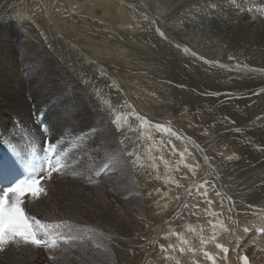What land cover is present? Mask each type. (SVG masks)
Listing matches in <instances>:
<instances>
[{"label":"bare ground","instance_id":"1","mask_svg":"<svg viewBox=\"0 0 264 264\" xmlns=\"http://www.w3.org/2000/svg\"><path fill=\"white\" fill-rule=\"evenodd\" d=\"M0 86L5 140H43L34 109L64 141L66 176L29 213L53 215L72 173L88 210L108 199L106 244H145L139 264H240L249 244L264 264V0H0ZM38 252L53 261L0 264Z\"/></svg>","mask_w":264,"mask_h":264},{"label":"snow or ice","instance_id":"2","mask_svg":"<svg viewBox=\"0 0 264 264\" xmlns=\"http://www.w3.org/2000/svg\"><path fill=\"white\" fill-rule=\"evenodd\" d=\"M113 111L115 110L113 109ZM120 118L117 115L116 119ZM4 142L5 138L0 137V143ZM63 142V138L57 139L55 142H47V155L39 162V166L28 165L25 168V177L18 179L16 173L20 164V152L11 144L10 139L7 141L10 155L0 156V184L6 185L0 187V252L10 246L19 247L21 244L37 248L43 247L52 252L60 249L62 244L82 242L86 238L91 239L92 235L99 231L90 225L81 226L67 220L49 222L37 219L36 216L29 214L30 210H26V200L29 198L39 199L41 196L47 195L42 181L50 179L53 173L61 172L66 167L60 158L65 154L58 151ZM231 158L229 157V159ZM244 231H248V229L245 228ZM99 235L103 236L104 233L99 232ZM212 239H215V236ZM202 243H207V241L202 240ZM216 246L224 252L228 251L223 245L217 244ZM180 250L184 251L183 248ZM204 255L209 260H213V264H215L211 254L204 252ZM49 258L53 261L56 260L55 256L50 255ZM240 259L243 264H249L246 255L241 256Z\"/></svg>","mask_w":264,"mask_h":264},{"label":"rangeland","instance_id":"3","mask_svg":"<svg viewBox=\"0 0 264 264\" xmlns=\"http://www.w3.org/2000/svg\"><path fill=\"white\" fill-rule=\"evenodd\" d=\"M155 66L159 69H163L162 60L157 61L155 63ZM192 79L200 80V81L204 82V84L202 85L203 87L197 88V87H194L193 85H191L190 81ZM185 83H188L189 85H191L192 89H194L197 93L203 95L205 98L216 97L220 94V87H221L220 79H217L214 81H207L201 75L196 74L191 79L185 80ZM208 84H211V85H208ZM0 88H1V86H0ZM38 97H39V95L33 96L35 101L38 99ZM31 111L32 110L30 109L29 110L30 118H31V114H30ZM33 111L37 112V110H34V109H33ZM24 112H25V114H28L27 111H24ZM14 121H16L14 123L18 124L17 119ZM47 130L49 133L48 128H47ZM50 132H52V131L50 130ZM17 143L19 144V141ZM17 143H16V145H18ZM230 148L232 149V153H233L234 148L232 146H230ZM69 177L72 178L71 179L72 181H70L71 183H76L75 182L76 178L73 177L72 173H70V176L64 178L63 191L58 194V198L56 200L57 201L56 205L53 208V210H54L53 215H49L46 213H40V212L39 213L38 212L37 213H30V214L36 216L37 219H41L40 216L43 218H45V216H46L47 217L46 221H49V222L60 221V220L64 219V220L70 221L73 224L79 223V225H81V226L90 225L99 231L96 234L92 235L91 239L86 238L82 242L78 241L75 243H70L69 245L67 244V246H64V248H63V254L62 255H58L57 254L58 251L55 253L56 250H53L52 252L54 253V256L56 257V260L51 262L49 259H47L48 262H45V264L46 263H48V264L49 263H52V264H114V263L115 264H124L125 262H126L125 264H129V263L132 264L131 262H133V264H139L140 258L142 257V255L144 254V252L146 250L145 244L137 245L136 247H131L128 250L124 249V248H119V247H117L111 243L106 244L104 242V240H106L105 238L109 239L110 227L106 221L107 216H105L108 214V212L104 213L102 210V207H104V204L107 203L108 199L105 197V195L103 196V193L101 191H97V198L96 199L99 200V201H97V206H95L92 209L93 211L88 210V207H86V201H85L84 197L82 198L81 195L76 194V191H78L77 185L76 186L66 185L69 182ZM54 183H56V182H54ZM213 188L217 191V193L221 192V191H218L215 179H214ZM81 192H82V190H81ZM83 192L86 193L85 190H83ZM98 192H99V194H98ZM100 193H102V194H100ZM104 200H107V201L105 202ZM32 202H34V201H32ZM246 205L253 207V205H251L250 203L249 204L247 203ZM106 209H104V210H106ZM179 213H180V211H179ZM117 214L119 217H121V218L123 217V215L120 212H115V215H117ZM48 218H49V220H47ZM70 218H72V220ZM99 232H103L104 235L103 236L99 235ZM105 245H107V246H105ZM70 248H72V250ZM65 249L66 250L70 249V251H66ZM102 249H104V250H102ZM106 249H107V251H106ZM259 249H261L260 245L249 244V245H247V248L244 249V254H246L247 256L251 255L252 253L253 254L256 253V255H259V252H260ZM108 250L109 251L111 250V252H109ZM153 251H154V249L152 250V252ZM107 252H109V253H107ZM134 254H136V255H134ZM105 257L109 260H107ZM128 258H129V261H128ZM59 261H61V262H59Z\"/></svg>","mask_w":264,"mask_h":264}]
</instances>
